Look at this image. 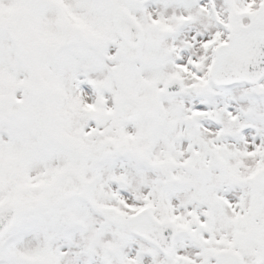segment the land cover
<instances>
[{
  "label": "snow or ice",
  "instance_id": "snow-or-ice-1",
  "mask_svg": "<svg viewBox=\"0 0 264 264\" xmlns=\"http://www.w3.org/2000/svg\"><path fill=\"white\" fill-rule=\"evenodd\" d=\"M0 264H264V0H0Z\"/></svg>",
  "mask_w": 264,
  "mask_h": 264
}]
</instances>
